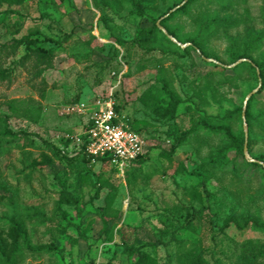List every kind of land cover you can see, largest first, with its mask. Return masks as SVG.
<instances>
[{
  "label": "rangeland",
  "instance_id": "obj_1",
  "mask_svg": "<svg viewBox=\"0 0 264 264\" xmlns=\"http://www.w3.org/2000/svg\"><path fill=\"white\" fill-rule=\"evenodd\" d=\"M141 1L148 5L144 17L135 13L132 0H106L100 8L94 0H0V45L34 31L40 38L60 40L44 41L57 50L52 67L35 74L31 64L14 65L13 81H0V110L10 116L12 130L22 132L16 139L1 138L0 233L7 234L15 217L33 245L54 244L60 250L24 249L17 264H134L135 255L125 254L124 247L168 241L176 220L191 218V207L203 208L193 219L200 228L180 230L176 237L182 245L201 247L205 264H241L238 257L247 246L264 251V232L226 224V219L242 215L264 219L262 169H234L236 149H225V136L206 130L228 111L244 108L248 96L259 89L247 69L233 70L229 35H245L248 27L264 31V0L190 3L186 13L170 20L184 41L168 35L188 47L186 54L167 45L165 50L146 51L130 42L144 43L141 35L152 20L187 0ZM215 12L230 14L240 24L216 27L200 39L202 52L193 41L199 23ZM91 35L97 39L90 40ZM23 53L21 46L15 57L0 56V63L11 67ZM260 53L264 40L252 58L241 61L253 63ZM164 83L182 99L170 120L159 118L140 101L152 84L161 99H168ZM110 98L146 136L149 159L145 173L134 180L126 170L122 174L108 162L83 157L84 114L76 108L91 111ZM256 99L257 108L264 109V91L256 93ZM200 119L202 128L191 132ZM230 124L235 130L240 124L247 129L238 117ZM253 129L261 137L252 149L264 153V132L256 125ZM184 134L188 141L174 154L161 152L173 149L175 137ZM48 144L75 160L56 159ZM245 157L256 160L248 150ZM259 163L264 169V162ZM67 194L75 203L68 202ZM148 249L159 264H176L179 243ZM252 264H264V256Z\"/></svg>",
  "mask_w": 264,
  "mask_h": 264
},
{
  "label": "trees",
  "instance_id": "obj_2",
  "mask_svg": "<svg viewBox=\"0 0 264 264\" xmlns=\"http://www.w3.org/2000/svg\"><path fill=\"white\" fill-rule=\"evenodd\" d=\"M12 4L21 3L24 0H6ZM196 0H187L177 9L169 12L167 16L156 21L152 20L150 27L146 28L142 33V41L146 43L145 45L142 42L131 41L132 45L139 44L144 47L146 51H150L154 48L161 47L164 50L163 46L167 45L175 48L178 51L186 54L188 47L182 48L180 45L171 40L168 35H172L180 42H183L184 39L180 35L179 31L170 25V20L174 18L178 13L187 12L189 10L190 3ZM219 3L225 5L232 2V0H217ZM97 7L106 3V0H94ZM132 4L135 8V13L140 17H144L147 14L148 5L141 0H132ZM240 24V20L236 17H233L230 14L221 16L218 12L207 15L198 26L196 38L197 40L193 41L195 46L204 52V46L200 39L205 38L211 32L215 30L216 27L224 28H234ZM161 28L166 30L164 33ZM71 33L66 36H70ZM96 40V35H91L90 40ZM230 47H229V60L231 63H236L242 58H252L251 53L259 51L263 40H264V31L258 30L252 27L246 29L245 35H235L230 36ZM199 40V41H198ZM44 41H50L53 43H58L60 40L52 39L48 36L40 38L38 36V31L30 32L26 35H23L19 38H14L9 42H5L0 45V56L4 58L15 57L18 53V50L21 46L24 48V53L17 59L12 60L11 63L13 66L4 67L0 63V81L12 82L14 79V65L27 66L31 64L35 74H41L45 69L50 68L54 64V60L57 56V50L54 47L44 46ZM118 42L122 46L128 45L127 40L118 39ZM104 46V45H102ZM207 55V53H205ZM247 69L259 82V89L257 92L251 94L246 101L244 108L242 106H237L235 109L230 110L227 114L222 117L219 122L211 123L206 125V130L209 133L222 134L225 136V149L226 148H235L236 156L235 160L232 163L234 169H242L247 171L249 168H260L264 174V169L261 167L259 161L264 162V153L254 152L252 146L256 144L261 134L254 131L253 127L256 125L264 132V109L259 110L257 108V99L256 93L264 91V54L260 53L259 59H253V63L245 60L240 61L235 66L233 70L239 72L241 70ZM163 87L168 95V99H161L159 96L158 87L155 84L149 85L140 95V101L150 109L154 114L159 118L164 120H170L177 116V111L179 105L182 103V99L176 95L174 91L169 89L166 83L163 84ZM120 108V107H118ZM244 117V120L242 118ZM236 117L240 119L241 122H245L247 129L245 130L243 125L240 124L238 129H233L230 121H233ZM10 116L7 113H4L0 110V146L2 144L1 138H18L22 132L13 131L9 125ZM132 128L138 132H141L145 135L143 130L140 127H137L135 121L130 119ZM202 120L193 125L191 132H197L202 128ZM146 137V136H145ZM188 141L187 134L183 136L175 137V145L170 151L161 150L164 154L172 155L175 152L176 147L181 144H185ZM247 146L251 157L256 159L255 161H250L245 157L244 147ZM52 155L59 160L66 161L71 163L75 160L74 157H68L66 154H63L62 151L48 144ZM83 150V157L88 162L92 160L91 157L86 155ZM149 159V149L146 150L143 154L139 155L132 164L126 168L128 173V178L135 179L136 175H143L145 173L143 167L146 161ZM99 160V159H98ZM107 162L105 160H100ZM242 166V167H241ZM132 181V180H130ZM262 198L264 200V184L263 189L260 191ZM66 199L70 203H75V200L71 194L66 195ZM169 212L168 210H166ZM203 213V208L191 207L190 211L188 209V214H191V218L187 219L185 223H182L179 219L176 220L177 226L173 229L171 238L168 241L162 239L156 241H147L140 243L139 245H126L123 249L124 253L127 255H135L134 264H159L157 258L149 251L148 248H157L160 245H168L170 242L175 241L179 243V249L176 254V264H205L206 259L204 257L201 247L196 244H190L189 246L182 245L176 237V234L180 230H193L198 231L199 225L193 223V219L198 217ZM231 222L237 223V225L243 228H251L256 231L264 232V219L260 216H251V215H242L240 219L231 218L226 219V224L229 225ZM106 223V222H105ZM24 249L32 250H42L45 252L60 251L58 247L54 244H44V245H33L29 238L27 228L23 225L21 221H17L15 217L11 219L9 230L6 235L0 233V264H17V258L19 255L23 254ZM264 256V251H254V247L247 246L244 254L238 257L241 264H252L260 257Z\"/></svg>",
  "mask_w": 264,
  "mask_h": 264
},
{
  "label": "built area",
  "instance_id": "obj_3",
  "mask_svg": "<svg viewBox=\"0 0 264 264\" xmlns=\"http://www.w3.org/2000/svg\"><path fill=\"white\" fill-rule=\"evenodd\" d=\"M119 105L108 99L91 111L76 108L84 114L82 146L92 160H105L124 174L132 162L146 150V137L132 128L130 118Z\"/></svg>",
  "mask_w": 264,
  "mask_h": 264
},
{
  "label": "water",
  "instance_id": "obj_4",
  "mask_svg": "<svg viewBox=\"0 0 264 264\" xmlns=\"http://www.w3.org/2000/svg\"><path fill=\"white\" fill-rule=\"evenodd\" d=\"M169 37H170L171 39H173L174 41H176V38H174L173 36L170 35ZM241 60H243V59L238 60V61L236 62V64L239 63ZM249 96H250V95H249ZM249 96H248V98H249ZM248 98H247V99H248ZM247 99H246V100H247ZM244 152L247 153V146H246V144H245V147H244Z\"/></svg>",
  "mask_w": 264,
  "mask_h": 264
}]
</instances>
